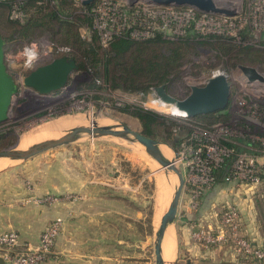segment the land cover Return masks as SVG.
Returning <instances> with one entry per match:
<instances>
[{"label": "rangeland", "instance_id": "rangeland-1", "mask_svg": "<svg viewBox=\"0 0 264 264\" xmlns=\"http://www.w3.org/2000/svg\"><path fill=\"white\" fill-rule=\"evenodd\" d=\"M83 1L95 0H73L76 7H81ZM119 1L125 3L128 0ZM215 1L219 6L235 11L232 15L235 19L233 36L242 32L248 38L235 41L229 36V42H208L189 35L175 49L178 67L166 87L173 97L185 98L192 86H203L211 76L219 72L224 73L232 85L231 104L226 109L205 114L206 116L201 114L198 118L152 108V100H158L152 89L142 95L121 88L104 87L97 82L91 66L88 69H77L69 76L63 89L75 90L71 95H64L65 91L61 90L44 95L35 92L24 84L23 79L33 69L50 63L61 54L59 47L64 43L61 41L63 33L59 31L58 25L51 23L32 29L27 37L10 39L14 29L10 19L14 18V8L9 13L7 7H0V33L5 39V63L16 82L9 115L0 123V150L11 148L19 140L20 147L24 146L21 145L22 140H28L25 145L27 148L44 139L59 137L74 125L62 128L54 127L52 123L56 124L61 119H68V116L71 118L90 110L95 117H85L86 123L77 125L89 126L90 120L96 121L99 118L105 119L104 123L99 124L102 126L115 125L121 128L126 125L142 132L138 118L126 111L128 107L131 110L136 105L155 110L191 127V135L207 137L215 142L208 144V148L198 155L197 152L202 148L198 144L179 142L189 135L190 131L186 128L167 135L165 127L159 126L158 137H152L172 150L176 159L174 161L182 169L186 180L176 221L172 224L174 260L167 258V264H186L190 256L183 246L189 243L188 235L189 241L199 245L205 252L207 258L204 261L215 264L214 261L210 262L213 259L210 257L213 247L204 248L192 236V231L199 227H204L207 231L209 227H213L228 205L226 202L217 205L210 197L216 194L215 188L219 184H224L223 187L229 189V193L239 192L240 196L251 187L258 190L253 203L258 219L264 222V179L259 185L246 181L240 176L242 171L239 169V162L237 167L234 165L237 169L234 177L228 179L227 173H224L218 178L214 176L211 188H205L206 185L203 184L208 175H215L217 172H213L210 160L214 158L218 161L213 162L218 168L227 165L222 149L232 147L226 143L222 145L221 140L254 148L253 151L246 152L259 158L260 153L255 149L258 140L254 138L264 135V27H261L264 15H261L262 19L249 20L246 0ZM52 4L55 5V2ZM16 6L18 7V3ZM261 9V13H264V7ZM256 15L259 13L256 12ZM78 33L84 43L92 41L88 27L79 26ZM205 37L208 35L203 38ZM71 48L72 54L74 49ZM243 66L254 68L261 78L250 79L244 73ZM60 93V97L45 102L47 96ZM234 102L235 106L232 105ZM240 152L242 151L237 153ZM205 156L208 158L206 169L198 162L204 160ZM228 167L232 169L233 164L230 163ZM0 179L3 181L0 180V189L4 188L10 197L16 192H22L20 199H11V204L16 201L21 202L20 207L38 205L48 213L55 207L59 212L58 216L63 217L64 224L67 219L72 221V247L76 252H82L86 258L97 261L103 257L117 256L122 259L123 264H156L155 233L179 183L177 176L161 168L144 146L110 136H82L74 142L49 149L27 160L2 158ZM159 187L166 190L165 201L164 195H157ZM196 187L202 188L199 190ZM48 196L56 197L57 200L40 201ZM237 207L240 210L238 205ZM225 246L232 250L237 259L244 262L250 259L245 254L238 253L231 245Z\"/></svg>", "mask_w": 264, "mask_h": 264}, {"label": "built area", "instance_id": "built-area-1", "mask_svg": "<svg viewBox=\"0 0 264 264\" xmlns=\"http://www.w3.org/2000/svg\"><path fill=\"white\" fill-rule=\"evenodd\" d=\"M4 1L6 0H0V3ZM246 1L248 2L247 18L249 20L253 18L254 21H256V18L262 19L261 15H264V13H261V8L264 7V0ZM15 6L13 7V17L21 19L24 16V11ZM90 12L93 15V27L98 31L103 46H107L115 36L119 35H129L134 40H145L155 35H162L168 39H178L189 35L198 37L216 35L228 38L230 36L235 41L244 39L242 32L233 36L235 25L232 16L201 13L188 6H162L148 4L143 1L130 5L129 0L125 3H121L119 0H98ZM256 12L259 15H256ZM261 27H264V23ZM88 33L91 34L89 28ZM261 42L263 41L261 40ZM28 60L31 62V59ZM234 104L235 102L232 105L235 106ZM208 139L207 137H199L200 145L198 146L202 148L197 152L198 155H201V152L208 148V144H213L214 141ZM254 139L258 140V146L255 149H258L260 153L259 158H254L246 151L237 153L238 151H234L233 148H230L232 150L222 149L225 157L233 155V168L227 173L228 179L236 175L237 169L234 165H239V162L241 165L239 169L242 171L240 176L246 181L258 185L262 183L261 181L264 179V135L257 136ZM203 159L198 162L206 169L208 158L205 156ZM213 162L218 161H215L214 158L210 160L211 168L214 170L217 167ZM202 171L204 170L202 169ZM214 176L211 173L205 178L203 181V184L206 185L205 188H211L215 180ZM201 188L196 187L199 190ZM55 200H57L56 197L48 196L40 201L51 202ZM63 225V217H55L43 230L39 241L35 244L22 242L20 234L16 230L1 231L0 249L4 251L2 256L6 264L44 263L54 249ZM192 236L204 248L231 245L238 253H243L246 257L254 259L256 264H264V246H257L252 239L244 234L241 212L237 205L233 203L225 207L216 225L209 227L207 231L204 227L193 229Z\"/></svg>", "mask_w": 264, "mask_h": 264}, {"label": "trees", "instance_id": "trees-1", "mask_svg": "<svg viewBox=\"0 0 264 264\" xmlns=\"http://www.w3.org/2000/svg\"><path fill=\"white\" fill-rule=\"evenodd\" d=\"M53 1L55 5L52 4ZM17 3L18 7L24 11V16L21 19L10 18L14 26L13 35L10 39L27 37L31 34L32 29L43 27L46 24L58 25L59 31L63 33L61 41L64 43L59 47V50H62L63 53L61 52L57 58L68 57L73 59L77 64V69H88L91 66L98 79L97 82L102 83L104 87L121 88L128 92L145 95L154 87L164 85L166 88L167 82L171 80L172 75L176 72L178 58L175 49L182 45L186 37L168 39L162 35H155L145 40H134L129 35H119L115 36L107 46H103L98 31L93 27V15L90 12L96 5L97 0L84 2L81 7H76L73 0H6L0 3V7H7L10 13ZM79 26H85L91 30L92 41L84 43L81 40L78 33ZM0 35L2 36L1 33ZM193 37L208 42L231 41L227 37L216 35L205 38ZM246 38L248 36L244 35V39ZM70 46L74 49L72 54ZM126 111L138 118L142 125V133L149 137H158L159 131L157 128L159 126L165 127L164 131L167 135L181 132L182 128H186L190 133L187 137L180 139L179 142L187 141L200 145L199 137L191 135V127L180 124L164 114L141 105H136L131 110L128 107ZM198 117L200 115L192 118ZM163 140L167 142L165 138ZM221 143L228 144L236 152L253 151L239 145V143L226 140H221ZM225 158L227 165L214 169V173L217 171V175L215 174L217 178L224 173H229L231 170L228 166L232 163L233 155ZM244 234L250 238L245 232ZM215 248L217 247H213V249ZM247 261L256 262L251 258Z\"/></svg>", "mask_w": 264, "mask_h": 264}, {"label": "water", "instance_id": "water-1", "mask_svg": "<svg viewBox=\"0 0 264 264\" xmlns=\"http://www.w3.org/2000/svg\"><path fill=\"white\" fill-rule=\"evenodd\" d=\"M143 1L148 4L162 6H188L201 13L219 14L232 16L233 9L219 6L215 0H129L130 5ZM5 40L0 35V123L7 119L10 105L16 89L14 77L9 73L5 63ZM77 69V64L68 57L53 59L50 63L39 66L30 71L23 79L24 84L35 92L44 95L63 90L69 81V76ZM244 73L250 78H261L258 72L251 67L243 66ZM154 94L165 104H173L178 109L184 110L187 117L201 114L218 112L226 109L231 101L232 85L224 73H216L211 76L203 86H192L191 92L183 99H177L170 95L164 85L153 88ZM82 136L90 137H117L130 142H137L144 146L146 152L166 172H172L177 176L178 185L173 194L172 200L163 213L158 229L155 233L154 253L156 264H167L163 255V241L168 227L175 223L178 214L181 195L186 183L182 169L174 160L169 159L162 152V142L149 137L142 132L135 131L126 125L121 128L115 125L102 126L93 122L92 126L75 125L66 129L65 134L44 139L33 143L27 148H18L20 140L9 149L0 150V159L27 160L39 153L49 149L66 145L76 141ZM168 147V146H167ZM0 264H6L5 259L0 256Z\"/></svg>", "mask_w": 264, "mask_h": 264}, {"label": "crops", "instance_id": "crops-1", "mask_svg": "<svg viewBox=\"0 0 264 264\" xmlns=\"http://www.w3.org/2000/svg\"><path fill=\"white\" fill-rule=\"evenodd\" d=\"M223 186L225 185L219 184L215 188L216 194L213 197L210 195V197L217 205L220 202H226L225 204L236 203L241 210L244 232L252 239L254 244L264 246V222L258 219L253 203V198L256 197L255 194H258L259 191L257 190V192L251 187L250 190L240 196L239 192L229 193V189ZM21 193V191L16 192L14 196L10 197L6 194L4 188L0 189V232L16 230L20 234L22 242L35 244L39 241L40 235L47 225L55 217H58L59 212L55 207H52L50 213L38 205L20 207V201V203L15 201V203L11 204V199H20ZM213 225H216V223ZM72 226V221L67 219L61 233L57 237L54 249L42 264H123L122 259H118L117 256L112 258L103 257L100 261H97L96 259L86 258L84 254L82 255V252H80L81 254L76 252L72 247L74 243L71 233ZM186 234L188 235V233ZM189 240L188 235L189 243H185L183 246L185 252L190 256L186 264H207L204 261L207 258L205 252L199 245ZM3 254L4 251L0 249V256ZM178 254H180V249ZM210 254V257L213 258L210 262L214 261L215 264H256V262H244L237 259L228 246L217 247Z\"/></svg>", "mask_w": 264, "mask_h": 264}, {"label": "bare ground", "instance_id": "bare-ground-1", "mask_svg": "<svg viewBox=\"0 0 264 264\" xmlns=\"http://www.w3.org/2000/svg\"><path fill=\"white\" fill-rule=\"evenodd\" d=\"M62 91H65L64 93V95H71V94H73L74 93V91L75 90H72L71 88L70 89H63V90H61V92ZM60 95H61V93L60 94H56V96H47L46 98H45V102L46 103H48L49 101H52L53 99H54V97H60ZM48 101V102H47ZM152 105H151V107L152 108H155V109H163V110H165V111H167L168 113H172V114H175V115H180V116H184V117H186V115H187V113L184 111V110H180V109H178L175 105H173V104H165L163 101H161L160 99L159 100H152ZM148 105V104H147ZM85 113V112H84ZM79 114H81V113H79ZM76 115V116H71V118H69V116H68V119H66V117H65V119L66 120H60V121H58V122H56V124L54 125L53 123H52V125L55 127V126H60V127H65V126H72V125H77V124H80V123H86L85 122V117L86 118H88V119H92V118H90V117H95L94 116V114H93V112L90 110V111H88V112H86L85 114H81V115ZM87 120V119H86ZM104 120L105 119H102V120H100L99 118H98V120H96L97 121V123L98 124H101V123H104ZM57 121V120H56ZM91 122H88V124H89V126H92V124H93V120H90ZM55 122V121H54ZM52 125H49V127H51ZM48 127V126H47ZM42 129V128H41ZM37 135V134H36ZM29 136V135H28ZM26 137V136H25ZM32 137H34V135L32 136ZM31 137V138H32ZM24 138V137H23ZM22 138V139H23ZM35 138V137H34ZM28 139V138H27ZM29 141L28 140H22L21 141V145H24L23 147L21 146H18V148H21V149H24V148H26V144L28 143ZM33 142V141H32ZM161 149H162V152L164 153V155L166 156V157H168L169 159H172V160H176L175 159V157L172 155V150L169 148V147H167L166 145H162L161 146ZM176 164V163H175ZM164 175V174H163ZM162 179H164V178H162ZM159 180V179H158ZM166 180V179H165ZM160 181V180H159ZM165 182V181H164ZM161 184H162V181L160 182ZM159 184V183H158ZM159 186V185H158ZM162 186V185H161ZM164 188V187H163ZM164 190L165 189H162V188H158V193H157V195L158 196H163L164 194H166L165 192H164ZM166 191V190H165ZM160 202H162L161 200H159ZM164 201H165V195H164ZM162 206H161V204H160V208H161ZM159 208V209H160ZM163 208V207H162ZM162 208H161V210H162ZM160 215V214H159ZM156 217V216H155ZM160 219V218H159ZM158 222H159V220H157ZM173 231H174V228H173V225H170L169 227H168V229L166 230V234H165V237H164V241H163V246H162V249H163V255H164V258H165V260L167 261V262H169L168 261V259L169 260H174L173 259V256L175 255V239L172 237V235H173ZM168 258V259H167Z\"/></svg>", "mask_w": 264, "mask_h": 264}]
</instances>
